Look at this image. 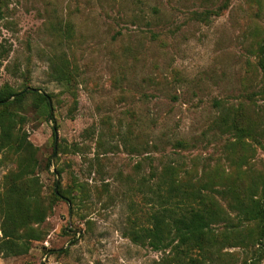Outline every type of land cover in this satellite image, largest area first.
I'll use <instances>...</instances> for the list:
<instances>
[{
    "label": "rangeland",
    "instance_id": "374dc122",
    "mask_svg": "<svg viewBox=\"0 0 264 264\" xmlns=\"http://www.w3.org/2000/svg\"><path fill=\"white\" fill-rule=\"evenodd\" d=\"M263 39L264 0H0V90L49 94L55 120L32 94L0 106V133L26 137L0 151V264H165L127 236L165 164L237 223L221 191L244 200L264 178ZM255 248L213 264H264V238Z\"/></svg>",
    "mask_w": 264,
    "mask_h": 264
},
{
    "label": "trees",
    "instance_id": "16d2710c",
    "mask_svg": "<svg viewBox=\"0 0 264 264\" xmlns=\"http://www.w3.org/2000/svg\"><path fill=\"white\" fill-rule=\"evenodd\" d=\"M199 15L202 20V12ZM257 65L264 79V39L257 49ZM26 94L34 96L36 109L41 108L45 119L54 123L49 94L36 88L21 91L3 88L0 90V106L6 109L15 104L20 105ZM52 130L55 135L54 125ZM25 141L24 135L12 139L11 126H4L0 133V151L3 148L21 151L25 148ZM14 192V185L5 191L4 203L11 210V202L20 201L12 196ZM53 192L56 197L60 196L57 188ZM221 193L231 196L233 202H238L234 206L237 223H232L229 214L214 203L218 201L210 191L202 188V179L189 173L181 175L175 166L165 164L159 170L152 189L150 201L153 202V209L146 214L144 224L127 228V236L136 244L167 253V258H162L165 264H213L219 259V249L227 245L251 247L257 251L255 246L261 244L264 238V178L260 192L257 195L250 194L244 200L237 198L231 189H224ZM4 214L6 220L1 230L2 244L11 243L6 246L16 251L19 245L13 241V236L17 222L12 219L9 208L5 209ZM254 221L256 229L249 226ZM219 224L221 229H218Z\"/></svg>",
    "mask_w": 264,
    "mask_h": 264
}]
</instances>
